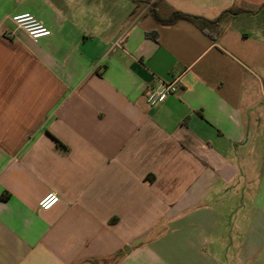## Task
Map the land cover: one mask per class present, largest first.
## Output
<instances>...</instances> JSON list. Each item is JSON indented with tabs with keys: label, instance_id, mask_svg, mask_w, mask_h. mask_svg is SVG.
Returning <instances> with one entry per match:
<instances>
[{
	"label": "crops",
	"instance_id": "1",
	"mask_svg": "<svg viewBox=\"0 0 264 264\" xmlns=\"http://www.w3.org/2000/svg\"><path fill=\"white\" fill-rule=\"evenodd\" d=\"M262 6L0 0V264H264Z\"/></svg>",
	"mask_w": 264,
	"mask_h": 264
},
{
	"label": "built area",
	"instance_id": "2",
	"mask_svg": "<svg viewBox=\"0 0 264 264\" xmlns=\"http://www.w3.org/2000/svg\"><path fill=\"white\" fill-rule=\"evenodd\" d=\"M10 21L19 29L23 30L25 34L36 42L40 38H45L50 35L48 29L43 27L30 14L15 15L10 18ZM177 90V82H157L156 84L147 85L143 94L142 100L148 107H154L166 100L170 95H173ZM58 202V198L54 193L47 194L38 203L40 210H48Z\"/></svg>",
	"mask_w": 264,
	"mask_h": 264
},
{
	"label": "trees",
	"instance_id": "3",
	"mask_svg": "<svg viewBox=\"0 0 264 264\" xmlns=\"http://www.w3.org/2000/svg\"><path fill=\"white\" fill-rule=\"evenodd\" d=\"M131 1L135 3L137 2V0H131ZM261 9H264V6H262ZM250 13H252V11H245L242 9H229L222 12L219 15V17H217L214 20H206L200 17L191 16V15L183 14L178 11L170 10V12L166 15L165 18H159L156 14H153V17L158 23H162V24H174L177 21H186L192 24L200 31L208 32L214 30L215 27L218 25V23L226 16L250 14Z\"/></svg>",
	"mask_w": 264,
	"mask_h": 264
}]
</instances>
